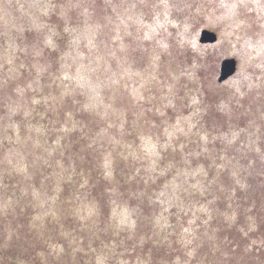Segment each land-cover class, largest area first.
<instances>
[{
  "label": "rangeland",
  "instance_id": "rangeland-1",
  "mask_svg": "<svg viewBox=\"0 0 264 264\" xmlns=\"http://www.w3.org/2000/svg\"><path fill=\"white\" fill-rule=\"evenodd\" d=\"M0 264H264V0H0Z\"/></svg>",
  "mask_w": 264,
  "mask_h": 264
},
{
  "label": "water",
  "instance_id": "water-1",
  "mask_svg": "<svg viewBox=\"0 0 264 264\" xmlns=\"http://www.w3.org/2000/svg\"><path fill=\"white\" fill-rule=\"evenodd\" d=\"M217 39L216 32L209 29H202L199 34V42H214ZM236 70V59L227 58L220 63V74L218 81L226 79L228 76L232 75Z\"/></svg>",
  "mask_w": 264,
  "mask_h": 264
},
{
  "label": "flooded vegetation",
  "instance_id": "flooded-vegetation-1",
  "mask_svg": "<svg viewBox=\"0 0 264 264\" xmlns=\"http://www.w3.org/2000/svg\"><path fill=\"white\" fill-rule=\"evenodd\" d=\"M201 30H202V29H201ZM201 30H200V31H201ZM216 40H217V39H216ZM197 41L199 42V36H198V38H197ZM214 42H215V41H214ZM214 42H203V43H202V42H199V44H204V45L208 44V45H209V44H213ZM236 68H237V60H236ZM235 72H236V70H235ZM235 72H234V73H235ZM219 74H220V68H219V72H218V75H217V78H216V79H217V82H220V83L223 82V81H226L227 79H229V77H231V75H230V76H228L226 79H223V80H221V81H218Z\"/></svg>",
  "mask_w": 264,
  "mask_h": 264
}]
</instances>
